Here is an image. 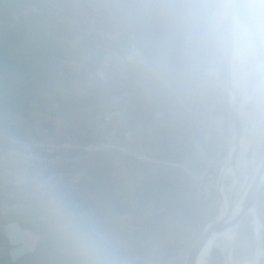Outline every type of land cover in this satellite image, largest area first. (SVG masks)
<instances>
[{
  "label": "clouds",
  "instance_id": "clouds-1",
  "mask_svg": "<svg viewBox=\"0 0 264 264\" xmlns=\"http://www.w3.org/2000/svg\"><path fill=\"white\" fill-rule=\"evenodd\" d=\"M76 37L82 82L130 86L176 118L214 102L264 140V0H95ZM0 197L47 239L55 264H135L125 240L75 198L0 106Z\"/></svg>",
  "mask_w": 264,
  "mask_h": 264
},
{
  "label": "crops",
  "instance_id": "crops-1",
  "mask_svg": "<svg viewBox=\"0 0 264 264\" xmlns=\"http://www.w3.org/2000/svg\"><path fill=\"white\" fill-rule=\"evenodd\" d=\"M72 3L69 10L61 9V15L51 25H40L37 37L30 39L31 47L36 46L35 52L54 57L53 73L44 77L61 100L52 142L57 144L70 133L87 132L93 135L90 140L94 142L89 143L95 144L99 133L96 118L115 109L123 111L106 126V131L120 137L130 132L136 140L131 135V140L121 143L130 141L126 144L130 148L140 145L159 163L145 171L142 162L124 154L78 155L75 151L73 157L77 160L73 162L79 165L74 167L77 174L71 179V189L76 199L125 240L135 264H168L196 229L203 228V234L224 217L213 218L217 206L223 213L227 205L232 210L241 197L244 199L263 157L251 174L250 158H239L240 149L247 152L250 147L242 138L237 157L230 164L235 149L232 120L212 101L206 102L194 116L176 118L162 104L144 98L130 86L115 93L85 86L73 60L76 37L83 36L92 21L81 7L85 5L82 0ZM122 93L127 95L119 104L117 97ZM44 150L39 151L48 161ZM59 157L62 160L64 156ZM263 210L264 203L258 197L256 205L230 229L236 231L250 217L253 238L259 242L264 230V217L260 216ZM33 236L39 243V237ZM260 254L255 253L242 264H253Z\"/></svg>",
  "mask_w": 264,
  "mask_h": 264
},
{
  "label": "rangeland",
  "instance_id": "rangeland-1",
  "mask_svg": "<svg viewBox=\"0 0 264 264\" xmlns=\"http://www.w3.org/2000/svg\"><path fill=\"white\" fill-rule=\"evenodd\" d=\"M88 1L82 0L85 5L89 4ZM72 5V0H0V106L6 105L9 108L19 130L37 145L38 151L45 149L43 152L49 158H47L49 168L63 176L71 188L73 183L71 179L77 174L74 167L79 165L73 162L77 160L73 157V154H76L75 151L79 152L78 155L101 152L124 154L142 162L145 171L151 165L159 163L148 150L141 148L139 144L137 148L127 146L126 144L130 141L126 144L121 143L124 149L100 147L92 150L87 148L86 146L92 144L89 143L90 139H93L92 133L87 132L70 133L57 144L52 142L56 136L54 133L55 115L61 100L50 90L51 86L46 84L45 78L37 81H26V78L40 73L45 76L50 75L55 67L52 65L46 70L34 68L41 63L39 59L33 57L36 46L31 47L30 39L37 37L40 25L44 26L45 23L51 25L61 13L62 8L69 10ZM31 71L34 72L29 75ZM31 84L35 88L41 87L44 90L31 91L29 89ZM235 130L236 123L232 121V145L235 143ZM242 132V137L249 142L250 147L247 152L241 148L239 158H250V173L252 174L255 166L264 156V140L252 142L243 128ZM132 138L136 140L133 135ZM95 140L96 143L108 141L100 133ZM56 154L58 159L55 158ZM60 154L64 156L62 160L59 157ZM73 185L78 187L77 182ZM263 211L260 213L261 218L264 217ZM222 214L217 206L216 212L212 215H214L213 218L219 219ZM251 215L254 217V214ZM11 222L20 223L24 230L39 237L34 253L24 258L19 264H55V257L46 237L27 219L10 212L6 199L3 197H0V264H11L8 258L10 246L2 231L3 227ZM202 231L203 228L196 229L168 264H184ZM233 233L236 234L232 238ZM253 234L250 217H247L236 231L229 229L222 237L214 241L207 258L208 253L205 255V264H242L249 262L257 252L261 254L253 264H258L260 259L264 258V230L259 242L253 238Z\"/></svg>",
  "mask_w": 264,
  "mask_h": 264
},
{
  "label": "water",
  "instance_id": "water-1",
  "mask_svg": "<svg viewBox=\"0 0 264 264\" xmlns=\"http://www.w3.org/2000/svg\"><path fill=\"white\" fill-rule=\"evenodd\" d=\"M243 132L242 127L236 124V133H235V149L231 156L230 164L233 165L235 158L237 157L240 143ZM264 175V156L255 172L254 178L249 185L243 199V208L241 212L233 219L229 220L227 218V214L224 217H221V220H218L214 224H211L202 236L198 239V241L194 244L191 251L186 257L184 264H194L200 251L206 244V242L211 238L213 234H219L227 229H230L236 226L239 221L250 211L252 207L256 205L257 199L264 188V184H262V178ZM230 208V206H229ZM4 236L6 237L7 243L10 246L8 250V258L12 264L17 263L27 255L34 252V250L30 251L26 230L18 222H11L3 227L2 229ZM263 247V243L261 244V249Z\"/></svg>",
  "mask_w": 264,
  "mask_h": 264
},
{
  "label": "built area",
  "instance_id": "built-area-1",
  "mask_svg": "<svg viewBox=\"0 0 264 264\" xmlns=\"http://www.w3.org/2000/svg\"><path fill=\"white\" fill-rule=\"evenodd\" d=\"M127 95V93H122L117 97V103L124 102V97ZM123 114V111L115 109L113 111L104 112L102 115L98 116L96 118V122L98 124L97 129L101 135H103L108 141L105 143H95V144H89L86 146L87 148L97 150L100 147H107V148H122L121 140H129L131 137L130 132H126L122 134V136L115 135L114 133H109L106 131V126L110 124V122L113 120V118L118 117Z\"/></svg>",
  "mask_w": 264,
  "mask_h": 264
},
{
  "label": "bare ground",
  "instance_id": "bare-ground-1",
  "mask_svg": "<svg viewBox=\"0 0 264 264\" xmlns=\"http://www.w3.org/2000/svg\"><path fill=\"white\" fill-rule=\"evenodd\" d=\"M263 177H264V175H263ZM237 202H236V205L232 208V210H230L229 206L227 205L224 208L222 216H225L227 214V218H229V220L235 218L241 212V210L243 208V199H242V197H241V199H239V202L238 203ZM26 234H27L28 242L30 243L29 250L30 251H32V250L35 251V248H36L37 243H38L37 242V238L34 237L30 232H26ZM219 234H213L211 236V238L206 242V244L204 245V247L200 251V253H199V255H198V257H197V259H196L194 264H205V255H206L208 249L210 248L211 244L219 236Z\"/></svg>",
  "mask_w": 264,
  "mask_h": 264
},
{
  "label": "trees",
  "instance_id": "trees-1",
  "mask_svg": "<svg viewBox=\"0 0 264 264\" xmlns=\"http://www.w3.org/2000/svg\"><path fill=\"white\" fill-rule=\"evenodd\" d=\"M33 57H35L36 59H39V62L41 63L39 66H35L34 68H38V69H42V70H46V69H49L53 64H51V62L54 60L53 56H50V57H45L43 56L42 54L39 53V51L37 52H33ZM34 71H31L29 75H32ZM44 77H46L44 74L40 73V74H33L32 76H28L26 78V81H37V80H40L41 78L43 79ZM33 84H31L29 86V89L32 91H36V89H39V90H44V88H35L34 86H32ZM32 95V94H31ZM32 97V96H31ZM52 129V128H51ZM259 198L261 199V201L264 203V188L262 189L260 195H259ZM263 199V200H262ZM20 224V223H19ZM263 241H264V237H263ZM34 253V252H33ZM31 253V254H33ZM31 254L27 255V256H30ZM26 256V257H27ZM24 257V258H26ZM23 259H21L20 261H18L17 263L15 264H19L20 262H22ZM12 264V263H11ZM258 264H264V258H261L260 261L258 262Z\"/></svg>",
  "mask_w": 264,
  "mask_h": 264
}]
</instances>
